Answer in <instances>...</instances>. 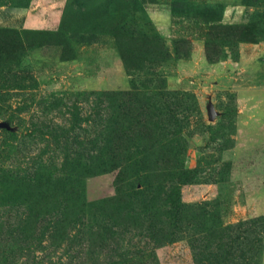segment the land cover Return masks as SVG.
Returning a JSON list of instances; mask_svg holds the SVG:
<instances>
[{
  "label": "rangeland",
  "instance_id": "rangeland-1",
  "mask_svg": "<svg viewBox=\"0 0 264 264\" xmlns=\"http://www.w3.org/2000/svg\"><path fill=\"white\" fill-rule=\"evenodd\" d=\"M262 11L0 0V261L264 264Z\"/></svg>",
  "mask_w": 264,
  "mask_h": 264
},
{
  "label": "trees",
  "instance_id": "trees-1",
  "mask_svg": "<svg viewBox=\"0 0 264 264\" xmlns=\"http://www.w3.org/2000/svg\"><path fill=\"white\" fill-rule=\"evenodd\" d=\"M262 12H263V15H262L263 19L261 21L255 22L254 24H252L251 22H249V23L241 24V25H238V26L234 27L235 30L240 31V35L243 34L240 39H238V40L236 39V42L250 40L251 39V36L249 34H246L245 35V33L253 25L260 27V30H261L260 32H263L264 33V11H262ZM114 27L116 28L115 29V32L119 36L127 28V26L124 24L123 20L120 23H118L117 25H114ZM7 34H9V35H15V33L13 31H10V30H7V29H3V30L0 29V35H7ZM161 45L163 46V44H161ZM123 59L128 64V62L126 61L128 59H126L125 57H123ZM144 60H147V59H144ZM167 60H168L167 55L164 52H162V55L159 56L158 58H156L154 60V62L160 61V63H161V61L164 62V61H167ZM102 94L104 96L109 97V98L110 97H114V96L120 97V98L121 97H126V96L128 97V96H130L131 98H134V97H139L141 95L139 89L138 90H129L127 92H122V91H118V92H116V91L115 92H102ZM11 177H12L11 174L7 170H1V172H0V185L8 186L10 183H12ZM16 181H17V185H19L20 187L27 186L26 185L27 182L23 178H18ZM9 203H10L9 201H0V207L6 206ZM0 220H1L0 221V243H1V242H3V240L6 241L3 238V237L6 236L5 229H4L5 228L4 226H5L6 222L3 221V219L1 217H0ZM9 227H11V225H9ZM24 237L26 238L27 236H24ZM25 238H22V239H25ZM135 253L136 252H133V251L126 252V254L128 256L132 257V258H134L133 255H135ZM5 255H6V259L4 261H0V264H28V263H19V262H17V260H15L14 257L16 255H18V254L15 253V251L13 249L8 250V252H6ZM32 264H35V263H32Z\"/></svg>",
  "mask_w": 264,
  "mask_h": 264
},
{
  "label": "water",
  "instance_id": "water-1",
  "mask_svg": "<svg viewBox=\"0 0 264 264\" xmlns=\"http://www.w3.org/2000/svg\"><path fill=\"white\" fill-rule=\"evenodd\" d=\"M214 116H215V114L212 117H214Z\"/></svg>",
  "mask_w": 264,
  "mask_h": 264
}]
</instances>
